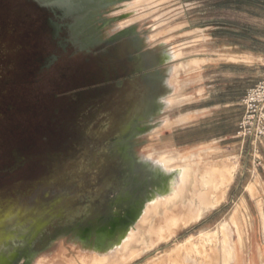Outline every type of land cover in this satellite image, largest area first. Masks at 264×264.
<instances>
[{"label": "rangeland", "instance_id": "1", "mask_svg": "<svg viewBox=\"0 0 264 264\" xmlns=\"http://www.w3.org/2000/svg\"><path fill=\"white\" fill-rule=\"evenodd\" d=\"M37 17L24 0H0V166L16 147L22 149L21 156L32 155L34 161L29 168L0 177V264H10L16 254L9 253L13 248L8 237H16L23 246L24 237L18 236L30 238L33 232L36 251L29 261L24 257L18 264H84L94 256L87 247L102 213L94 205L79 210L78 201L89 194L102 198L100 186L95 185L99 173L86 165L91 153L87 144L71 146L63 156L49 161V156L62 151L48 150L50 145L45 146L43 139L58 138L59 121L72 123L89 110L86 98L73 92L96 66L86 62L84 51L70 57L74 51L70 48L48 76L31 75L30 58L38 50L52 48L38 28ZM86 23L91 29L99 27L101 39L120 29H133L148 66L159 63L161 51L176 52L153 82V96L167 89L162 95L168 100L165 111H154L146 123L147 130L156 128L131 140L136 157L158 159L172 169V189L147 207L145 214L150 213L135 224L128 248L121 247L103 264H114L117 259L118 264H264L260 156L264 141L258 144L255 160L253 145L235 137L243 114L240 97L248 83L258 81L263 73L264 0H115ZM243 53L254 57L243 58ZM241 59L250 61L251 67L244 62L232 64ZM108 105L96 103L93 111L106 110L116 125V111L121 109L113 112ZM84 123L80 132L87 138L95 136L103 122L87 117ZM36 184L35 192L56 187L71 194H65L41 218L43 208L29 207L32 195L25 193ZM81 213L85 216L77 226ZM182 218L186 225H180ZM171 219L179 223L173 225ZM164 221L173 227L163 225ZM153 226L168 230L164 234ZM89 227L91 235L84 236ZM160 233L168 238L160 239ZM138 248L141 253L120 262L121 254Z\"/></svg>", "mask_w": 264, "mask_h": 264}, {"label": "flooded vegetation", "instance_id": "2", "mask_svg": "<svg viewBox=\"0 0 264 264\" xmlns=\"http://www.w3.org/2000/svg\"><path fill=\"white\" fill-rule=\"evenodd\" d=\"M24 1L32 9H35L36 15L38 16L37 19L40 21L38 28L43 38H45L46 43H50L52 46L50 50H38L30 58L31 75L35 78L48 76L58 61L63 56L68 55L70 48L74 49L73 53L69 54L70 57L76 52L84 51L88 55L85 59L86 62H94L96 66L95 72L86 74L84 76L85 82L73 92L75 96L86 98V104L89 106V110L83 112L72 123L64 124L59 121L55 129L57 134L60 132L58 138L49 140L46 136L43 139L46 144L45 146L50 145L47 148L48 150L62 151L54 153L53 156H49V161L56 156H63L64 151L68 150L71 146H74V149H76L81 143L89 145L96 141L92 137L86 138L80 132L81 126L85 124L84 122L87 117L100 120V122H103L100 130L105 129L107 135L111 133L110 129L113 127V123L109 119V113L106 110H102L96 114V110L95 112L93 111L96 103H108V106L113 109V112L121 109V111H116L119 114V117L116 119V126L122 122L126 115L135 114L136 112L139 115L138 117H140V114L144 111L146 97L150 98L154 103V111H156V100L159 94L153 96L152 89L153 82L162 63L159 62L154 66H148L146 52L141 46L136 45L137 33L133 29H120L111 36L101 39L97 37L99 27L97 29H91L89 24L86 23L90 18L100 15L102 9L109 5L100 9L91 10L88 14L80 16L77 23H75L71 18L65 20L57 18L51 8L44 4L49 0ZM111 1L113 0H105L102 3ZM57 22L74 25L73 27H69L68 25L59 27ZM47 122H49L48 118ZM52 122L55 124L58 122L56 116L52 118ZM146 125V122H140L136 127L140 130ZM22 145L29 144L24 142ZM22 152L21 148L16 147L12 152V157L7 160L5 165L0 166L1 178L18 171L20 168L28 167L30 164L33 166L34 161L32 155L21 156ZM41 164L43 166L42 162ZM44 167L50 168L48 164H45ZM47 171L49 172L50 169ZM27 181L25 182L27 183ZM36 186L37 184L27 188L25 193L33 195ZM109 198H113V195L110 194ZM114 211H118V209H114ZM27 225L29 224H26L24 227H27ZM90 235V231L84 234L87 237ZM34 236V232L30 234V238L26 234H20L18 238L24 237L21 242L25 240L23 246L16 237H8V240H11L10 247L13 248V250H9V253H33L31 247L33 246L32 240ZM95 237L96 234L94 235ZM16 263V256H14L10 264Z\"/></svg>", "mask_w": 264, "mask_h": 264}, {"label": "water", "instance_id": "3", "mask_svg": "<svg viewBox=\"0 0 264 264\" xmlns=\"http://www.w3.org/2000/svg\"><path fill=\"white\" fill-rule=\"evenodd\" d=\"M103 1L105 0H49L44 4L51 8L57 18L61 20L71 18L77 23L80 16L88 14L91 10L100 9L115 3V0L104 4L102 3ZM57 24L59 27L66 25L73 27L74 25L58 22ZM154 114V103L150 98L146 97L144 111L140 114V117H138L139 115L136 112L135 114L126 115L119 125H113V131L108 135H104L106 131L101 129L92 137L96 141L88 145L91 153L90 157L86 159V165L97 171V174L99 173L96 175L95 185L96 188L100 186L102 198H96L95 194H89L85 197H80L78 203L80 205L79 210L82 207L90 208L94 205L97 206L95 210L102 213L96 220L98 226H96L97 229L95 231L106 232L108 230L110 235L114 234L117 227L120 226V221L115 216L114 209L120 206L121 197L130 194V192L134 194L144 187L143 181L138 180L137 173L141 169L137 157L131 151V139L139 131L136 127L137 124L151 121ZM65 194H71V190L67 193V190L64 191L55 187L37 191L32 195L27 205L29 207L38 206L43 208L39 215L42 218L44 213L46 214L49 208L54 207V204L62 200ZM110 194L113 195V198H109ZM84 214L81 213L78 216L77 226L82 225L81 217H84ZM87 231H91L90 227L87 228ZM32 245L31 250L35 252V241L33 240ZM33 254L30 253L31 256ZM16 255L20 254L16 253Z\"/></svg>", "mask_w": 264, "mask_h": 264}, {"label": "bare ground", "instance_id": "4", "mask_svg": "<svg viewBox=\"0 0 264 264\" xmlns=\"http://www.w3.org/2000/svg\"><path fill=\"white\" fill-rule=\"evenodd\" d=\"M179 52V51H178ZM176 56V52H170V50H164V51H161V53L159 54V62L163 64H167L169 62V60H172L174 59ZM158 58V57H157ZM195 60V59H194ZM191 61V60H190ZM185 65V64H184ZM167 89L165 87V90L162 91L158 97H157V108H156V111L158 113H162L165 111V106L168 105V100H164L162 98V95L164 93H166ZM158 127V126H157ZM156 128V127H154ZM154 128H149L147 130V125L144 126L143 129H140L138 132L135 133V136H138L140 134H143L145 133L146 131H149V130H152ZM135 156V154H134ZM137 161L139 162V166H140V169L141 171L138 172L137 176H138V180H142L143 182V185L144 187L139 190L138 192L136 193H131L130 194H127L126 196H122L121 197V204L120 206L116 207L115 209H118V211H114V214L115 216L117 217V219L120 221V226L117 227V229L115 230L114 234L110 235V231H106V232H98L96 231L95 234H96V237L94 238V240L90 243L89 247L87 248H92L93 250V254H92V258L90 261L88 262H84V264H103L105 261L108 260V258L111 256L112 253L114 252H120L121 250V247H125L126 249L128 248L129 246V242H131V240L129 239V235L132 231V229H134V226L135 224L139 223L140 224V221L143 219V218H146V214H149L150 212L148 211V213L145 214V210L147 209V207H149L150 205H152V203L154 204L155 203V200L157 201V199H160L163 195L165 194H168L170 193L169 192V189L171 188L172 184H173V181H174V177L172 176L173 172L171 171L172 169L169 168V166L167 164H165L164 162H162L161 160H156V159H151V158H142L141 157H137ZM181 171V170H180ZM188 171V170H187ZM186 171V172H187ZM211 173V172H210ZM227 176V175H226ZM203 177V176H202ZM220 177V176H219ZM205 178V177H204ZM215 178V177H214ZM229 178V177H228ZM146 179V180H145ZM218 179V178H217ZM222 179V178H221ZM227 179V178H225ZM206 180V179H205ZM220 180V179H218ZM202 183V182H201ZM219 183V182H218ZM222 183V182H221ZM182 185V184H181ZM221 185V184H220ZM219 185V186H220ZM179 186V185H178ZM205 186V185H204ZM222 186V185H221ZM219 188V187H217ZM216 188V189H217ZM172 189V188H171ZM183 189V188H182ZM181 189V190H182ZM185 190V189H184ZM218 190V189H217ZM171 192H173L171 190ZM181 192V191H180ZM182 193V192H181ZM212 193V192H211ZM216 194V193H214ZM202 196V195H201ZM216 196H218L216 194ZM183 197V196H181ZM180 198V197H179ZM178 198V199H179ZM182 199V198H180ZM179 199V200H180ZM186 198L184 197V201ZM199 199H200V196H199ZM219 199L221 200V197H219ZM177 200V199H176ZM197 200V199H196ZM170 201V200H169ZM172 201V200H171ZM191 201V199H190ZM195 201V200H194ZM200 201H203V198H201ZM219 201V200H218ZM174 202V200L172 201ZM181 202V200H180ZM178 202V203H180ZM188 202V201H187ZM177 203V202H176ZM194 203V202H193ZM207 203V202H205ZM204 203V204H205ZM164 204V203H163ZM201 204V202L199 203ZM215 203L212 204L211 202V205L214 206ZM165 205V204H164ZM175 206H177L175 203L173 204ZM181 205V204H180ZM208 205V204H207ZM210 205V204H209ZM167 206H170V205H167ZM179 206V204H178ZM164 207V206H163ZM199 206H197L198 208ZM201 207H202V204H201ZM205 207V206H204ZM208 207V206H207ZM211 207V206H209ZM155 208V207H154ZM192 208V206H191ZM157 209V208H156ZM168 209V208H167ZM167 209L165 210V212H167ZM170 209V208H169ZM201 209V208H200ZM199 208L196 209L197 212L198 210H200ZM208 209V208H207ZM205 209V210H207ZM164 210V209H163ZM175 211V210H174ZM169 212V210H168ZM171 212V210H170ZM196 212V213H197ZM200 212V211H199ZM175 213V212H173ZM178 213V212H177ZM181 213V211H180ZM203 213V212H202ZM201 214V213H199ZM199 214L197 216H194L193 217H199ZM163 215H166V214H163ZM173 214H171L172 216ZM178 215V214H177ZM182 215V214H181ZM181 215H179L178 217H180ZM174 216V215H173ZM172 216V218H173ZM165 217V216H163ZM177 216H175V220L177 219L176 218ZM183 217V216H182ZM192 217V219H193ZM142 218V219H141ZM152 219V218H151ZM166 219V218H165ZM183 221L185 220L184 218H182ZM191 219V220H192ZM195 219V218H194ZM164 220L161 218V221ZM173 221V219H171V221L169 220V222L171 223H179V221ZM181 220V218H180ZM149 221V220H148ZM147 221V222H148ZM152 221V220H150ZM167 221V219H166ZM182 221V222H183ZM169 222H166L168 224H170ZM181 222V223H182ZM190 222V220H189ZM151 223V222H150ZM165 221L163 223L166 224ZM173 223V225H174ZM145 224V223H144ZM167 224V226H168ZM160 225V224H159ZM172 227L173 225L170 224ZM170 225L168 227H170ZM178 225V224H177ZM176 225V226H177ZM180 225H186L185 224V221L183 224H180ZM144 226V225H143ZM166 226V225H165ZM179 226V225H178ZM178 226L176 228H178ZM146 227V226H145ZM155 227V229L157 228L156 226H153ZM159 227V226H158ZM175 227V226H174ZM163 228V227H162ZM162 228L159 230V229H156L157 231H163L164 234L165 232H167V228L166 230L164 231V229L162 230ZM146 229V228H145ZM148 229V228H147ZM174 228H172L173 230ZM149 230V229H148ZM145 231V230H144ZM151 231V230H150ZM154 232V231H153ZM152 233V232H151ZM155 233V232H154ZM162 233V232H161ZM159 234V236H161L162 234ZM170 233V231L168 232ZM167 233V234H168ZM175 233V232H173ZM153 234V233H152ZM171 234H172V231H171ZM144 235V234H143ZM158 235V233H157ZM170 236V234H168ZM165 236V238L167 239L168 236L166 237V235H162V237H159L160 239H162L163 237ZM144 237V236H143ZM155 237V236H154ZM158 237V236H157ZM153 239V238H152ZM158 239V238H157ZM164 239V238H163ZM162 239V240H163ZM142 240V239H141ZM151 240V239H150ZM156 240V239H155ZM154 240V241H155ZM153 241V242H154ZM158 242V240H157ZM155 243V242H154ZM149 245V244H148ZM152 245V244H151ZM145 246V245H144ZM154 246V245H152ZM132 248V247H131ZM139 251L133 249V250H129L128 252H126L123 256L120 255V262L123 260L126 261L127 258H133L135 256V254L137 253H141L140 252V249L138 248ZM172 251V250H171ZM171 253V252H169ZM173 253V252H172ZM20 255H16V260L19 261L21 260V258H24L26 259V261H29V258H31V255L30 253H19ZM110 254V255H109ZM134 255V256H132ZM138 255V254H137ZM109 256V257H108ZM131 256V257H130ZM117 258H119V256H117ZM112 259H114V257H112ZM116 259V258H115ZM122 259V260H121ZM89 260V259H88ZM118 260V259H117ZM115 261V263L117 262V264L119 263V260L118 261ZM231 262V261H230ZM229 262V263H230ZM110 263L112 264V262L110 261ZM114 263V264H115ZM18 264V263H16ZM27 264V263H25ZM109 264V263H107Z\"/></svg>", "mask_w": 264, "mask_h": 264}, {"label": "built area", "instance_id": "5", "mask_svg": "<svg viewBox=\"0 0 264 264\" xmlns=\"http://www.w3.org/2000/svg\"><path fill=\"white\" fill-rule=\"evenodd\" d=\"M262 68L261 78L247 90L241 99L243 114L235 135L243 142L249 141L253 145L255 160H258L256 156L258 144L264 141V55Z\"/></svg>", "mask_w": 264, "mask_h": 264}, {"label": "crops", "instance_id": "6", "mask_svg": "<svg viewBox=\"0 0 264 264\" xmlns=\"http://www.w3.org/2000/svg\"><path fill=\"white\" fill-rule=\"evenodd\" d=\"M241 56H243V58H246V57H248L249 59L251 58V57H254V55H252L251 53H243V54H240ZM243 60V61H242ZM240 62H244V64H245V66H249V67H251V63H250V61H244V59H241V60H239V61H234V63H232V64H241ZM250 81H251V79H249ZM257 81H255L254 80V83H248V87L245 89V91H244V93H243V96L245 95V93L247 92V90L251 87V86H253L255 83H256ZM243 96H241L240 97V100L242 99V97ZM261 155V159H262V163H263V166H264V142H263V145H262V148H261V153H260ZM260 158V157H259ZM264 171V170H263ZM264 173V172H263ZM262 188H263V192H264V186H262Z\"/></svg>", "mask_w": 264, "mask_h": 264}]
</instances>
